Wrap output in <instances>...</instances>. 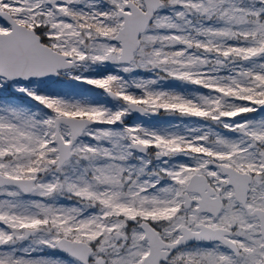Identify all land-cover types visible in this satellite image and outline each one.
<instances>
[{"label": "snow or ice", "instance_id": "6c2138e0", "mask_svg": "<svg viewBox=\"0 0 264 264\" xmlns=\"http://www.w3.org/2000/svg\"><path fill=\"white\" fill-rule=\"evenodd\" d=\"M0 264H264V0H0Z\"/></svg>", "mask_w": 264, "mask_h": 264}]
</instances>
